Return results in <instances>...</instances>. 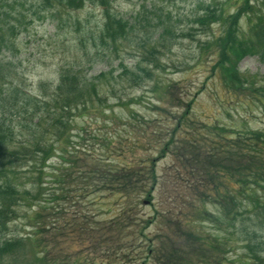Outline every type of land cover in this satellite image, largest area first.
Here are the masks:
<instances>
[{
  "label": "rangeland",
  "instance_id": "obj_1",
  "mask_svg": "<svg viewBox=\"0 0 264 264\" xmlns=\"http://www.w3.org/2000/svg\"><path fill=\"white\" fill-rule=\"evenodd\" d=\"M112 1L114 11L123 16L125 20L130 23H133L137 15L140 14L141 18L139 22L141 23L137 24L139 28L141 24H144L142 22L144 17L152 19L153 13L151 10L154 8V3L159 0ZM220 1L224 3L225 0ZM14 3L18 6L11 19H17L20 24L23 26L26 25L28 31L20 35L14 48L4 52L0 56V61L8 64L9 67L12 68L11 73H13L16 81L19 83L26 84L28 88H30L33 84L35 86L40 79L53 81L59 78L61 73H72L78 68L79 70H84L87 79H90L91 77L98 76L101 72H108L112 65L116 67L120 62L115 54H111L110 58H107L106 52L102 48L97 50L92 46L94 39L100 34V28L103 25V13H101L99 8L97 9L88 4L83 10H77L71 13L64 11L62 13V21L58 22L57 20H39L35 13H40V4L35 0H9V4ZM222 3L217 6L218 14H220ZM232 6L227 7L229 12L233 11ZM158 14L164 21L165 28L168 27L176 38V41L171 42V36H167L162 42L163 46L160 45L156 50L158 52L157 57H150L155 60L154 65L157 67V69H152L154 71V81H157L162 88L164 87L166 89L164 96L166 100H168H165L168 104L162 103L159 107L157 106L158 109L149 107L148 104L151 101L147 100L153 98L151 93L145 92V90L142 89L130 92L127 89V83L124 82L125 80L118 78L120 81L111 85L113 91H123V95L126 96V100L128 101L135 99L136 96L145 97L143 99V101L146 102L145 104L143 103L140 105L138 102H132L133 107L131 109L137 112L134 113L132 118L135 124H138V131L144 130L142 133H147L148 130V133H153L158 137L156 143H160V132L166 135V137L171 138L173 136L174 140L177 138L180 141L184 140L180 143L182 145H188L190 141L196 138L203 142L207 137H211L209 143L212 142L213 144L214 141L215 144H217V148L220 150L223 144L222 138L225 135L232 136L235 140H239L241 137L240 135L249 132L250 128L254 130H264V108H261L262 105L255 106V104L252 103L253 97L251 90H229L224 87L223 79L219 75V70L213 71V64L219 56L217 51H220L226 45V41L218 45H212L210 51L208 48H205V44L207 42L212 43L216 39H221V36L226 34V31L222 26L219 27L215 25L213 28H210V33L204 34L203 26L196 22V19L203 15L201 0H167L166 7H164L163 11H159ZM31 16L34 19V23L29 25L32 19ZM153 24L154 27L157 26L156 20ZM140 34L141 35L136 38L137 42L141 40V38H146L149 41H156L161 35V29H153L145 22L144 28ZM144 46L151 47L152 45L145 44ZM123 48L124 51H122L120 57L125 58L128 64H133L131 63L132 60L129 55L134 56V53L138 51L135 45L129 48L125 45ZM147 64L142 65V67L146 68ZM240 64V72L243 74L264 75V66L255 57L248 56ZM168 68L172 73H166L164 71ZM174 80L177 83H175ZM11 86V83H9L6 88L4 86V89ZM105 88H107V85H104L101 97H105L108 93V90ZM189 90L192 96L197 91H199V94L195 95L196 102L193 106V117L187 118L189 124H191L193 128L187 131L177 128V125L180 127L181 124L178 123V115H176V112L182 115L184 113L186 114V111H178L175 109V106H177L176 103L179 102L176 99L186 97ZM120 99L122 100L124 97L120 96ZM173 102L175 104H171ZM123 103L124 100L120 102L119 106ZM117 109L119 111H116V114H118L119 117L130 115L126 109L124 115L120 113L121 107ZM154 111L161 113L158 115V119ZM81 113L82 110L80 109L75 115L80 117ZM91 120L93 121V118H80V123L89 126L91 129H100L102 133L110 131V128H106V130L103 128V122L98 124L91 122ZM216 126L219 128L217 129L218 135H213L209 127H213V131H215ZM254 143L259 144L260 147H264V144ZM135 157L144 158L146 155L138 151ZM75 160L77 161L76 165L79 167H91L92 165L83 154L76 155ZM135 160V158H132V161ZM56 161V159L51 161L52 164L48 168L49 174H54ZM22 163H24V161H22ZM170 163L169 160H162L161 163H159L158 169L162 172L164 171L163 167ZM24 166L14 167L16 171L14 172V182L19 186L26 183V181L36 184L41 182L42 184H38L35 192L39 194L43 203H47L49 208L64 206L65 199L67 198L73 197L75 199V194L71 195L68 190L66 191L67 195H64L65 198L62 196L64 192H60V185L53 181L55 179L53 176H51L50 181H48L45 176L41 181L37 178V173H28V167L23 169ZM9 171L11 172L10 169ZM57 173V177H59L60 173ZM162 173H160V175H162ZM61 177L68 178L69 176L67 173H62ZM55 186H58V188ZM99 194L98 197H101V199L97 201L98 206L96 207L93 205V209L98 210L99 219L118 217L120 212L119 207L124 204H122L123 200H117L118 198L112 197L113 195L110 193ZM155 204L161 205L160 208L162 210H174L178 207L185 211L187 210V208H184L182 202L175 199L173 200L167 195V191H164L163 195L156 196ZM86 207L89 206L86 205ZM123 207H125V204ZM230 208L228 210L232 209ZM27 209H29L27 212L21 211L16 221L10 223L8 232L12 236H22L25 234H27L25 236H28L35 234L37 229L31 228V221L26 217H28V215L34 216L37 208H35V211H30V207ZM152 210L153 206L147 208L145 211L148 214L152 213ZM89 211H91V209H89ZM43 214L47 217V222L50 223L53 209H50L48 212H43ZM145 218H147V216H145ZM34 220L37 222L38 219L34 218ZM132 222L137 223L140 221L137 216H134ZM251 228L255 230L256 224L252 225ZM73 230V227L68 228L67 234L75 239L79 233L76 232L72 235ZM94 234L95 239L98 241L102 239L103 235L100 234L98 230H96ZM238 237L239 235L232 236L229 241L231 250L224 249L222 254L226 253L230 256V264H239V260L241 264H253L247 254V252H250L245 249L246 244L240 242L244 236L241 235L239 239ZM38 238L46 244H50L53 240V231L51 230L47 233L41 232ZM79 238L82 239L83 237ZM181 244V241L178 242V246ZM172 245L173 243H170V248L165 247L162 251L158 252L170 254L174 251ZM158 248L161 249L162 245ZM21 249L25 251V246ZM233 249H235V251L232 252ZM143 250L145 252V249ZM75 251L83 253L86 257H92V261L94 262L101 261V259H97L98 257H102L98 255V249H94L91 255L88 254L92 251L89 248L85 250L82 246L77 247ZM199 256L200 258H205V253L198 250L197 253L193 254V256L188 259H183L179 254V257L176 258L177 260L173 261L171 264H196L198 262L196 257ZM260 256L262 258V264H264V255L262 254ZM106 262L107 264H111L110 261ZM139 262L142 264V261H135L132 259L131 262H126L125 264H138ZM19 264L30 263L20 260ZM144 264L163 263H156V259H151L149 262H144Z\"/></svg>",
  "mask_w": 264,
  "mask_h": 264
},
{
  "label": "trees",
  "instance_id": "obj_2",
  "mask_svg": "<svg viewBox=\"0 0 264 264\" xmlns=\"http://www.w3.org/2000/svg\"><path fill=\"white\" fill-rule=\"evenodd\" d=\"M4 0H0V52L3 48H7L9 42H11L13 39L12 36H18L20 33V27L23 26L18 22L17 19H11L14 15V9H11L12 6L9 5V3L5 4L3 3ZM48 2L49 0H44ZM60 2H64V0H59ZM71 6H75L76 4L82 3L83 0H66ZM94 2H99L103 7L106 9L105 16H106V22H105V30L103 34L102 31V39L105 41L106 37L113 43L112 45H116L118 40L125 39L127 40L129 37V33L133 31H139L140 27L138 28L137 24H133V26H129L126 21L123 19H117L115 14L111 12V9H107L110 5L109 0H91ZM264 6V2L262 4ZM51 6L48 5L47 8H50ZM47 10V9H46ZM22 21V20H19ZM23 22V21H22ZM129 30V31H128ZM232 39V37L230 36ZM251 42L247 44V46L242 47L241 49L243 51H247L249 49H257L259 45H262V50L260 51L261 54V60L264 63V26L259 24V27L254 32ZM141 45V44H140ZM143 46V45H141ZM136 58H140V63L145 59V56L136 55L134 56ZM121 68H124V72H128L127 68L123 67V64H121ZM137 68L140 70V64L137 65ZM1 70V66H0ZM104 75V74H102ZM101 75V76H102ZM146 76V75H145ZM101 78V77H100ZM78 77H70L64 76L62 77L61 84L58 86L56 90H54L52 93H49V89L45 91L46 88H44L45 95H31L30 93H25L22 91L23 89H15L11 92L6 93V98L2 97V101L0 103V151L2 150V144L4 143L5 139L10 138V136H18L20 135L18 132H14V126L11 125L12 121L14 122L13 117H19L22 118L25 116V112L28 109V107H31L32 105L35 106L33 109V113H31L32 116L38 115L41 116L43 113H45V110L51 111V109L54 107L55 104L53 101L60 100L65 98L66 100L63 103L65 107H71L70 103L73 102L76 95L83 94L84 92L88 93V98H92L93 96H99V92L97 89V86L95 83H82L80 81H77ZM77 84V85H76ZM43 86L40 85L39 88ZM40 93V92H39ZM14 101V102H13ZM84 101V100H83ZM13 103V104H12ZM54 104V105H53ZM58 108H64L62 106H59ZM10 113L9 117H5V114L7 115ZM4 115V116H3ZM26 119V118H25ZM40 123L37 125V129H39ZM53 126H51L52 129ZM32 126L30 125H24L23 129H31ZM49 130V132L51 131ZM35 134V133H34ZM24 136V135H21ZM257 140L262 141L264 140V136L259 135ZM257 141V142H258ZM40 146V143H39ZM42 148L36 150V152H23V158L29 162L33 158H38L40 154H43V158H46L49 155V151L41 150ZM40 153V154H38ZM211 158H213L211 156ZM222 160L221 164L222 166L225 165L224 161H229L230 158H226V156H223V158H218ZM232 159V158H231ZM32 162V161H31ZM132 177V175H130ZM129 180V179H128ZM137 182H141L140 180ZM255 182L258 187H262V190L259 189L254 190L249 195L250 202L258 208V205L264 208V180L255 179ZM257 187V188H258ZM17 188L16 186H12L10 181L8 179H5L4 185L0 186V198L3 202L7 200L6 196L11 194L12 203L11 204H17L19 202V199L13 198L16 195ZM127 191V190H126ZM133 191V190H132ZM260 194H263V196H260ZM2 212H0L1 214ZM240 216L239 212H236L234 214V219H237ZM228 222L230 218L228 217ZM216 221L218 222H224V220L221 217H217ZM230 223V222H229ZM252 235L254 237V240L247 238L248 244V250L250 252V255L252 256L249 258L251 261H254V264H262V258L260 257V254L264 252V241L260 240L256 233L252 232ZM7 247L2 248L1 252L6 253ZM173 259L171 258L168 260L167 264H171ZM248 263V262H247Z\"/></svg>",
  "mask_w": 264,
  "mask_h": 264
}]
</instances>
